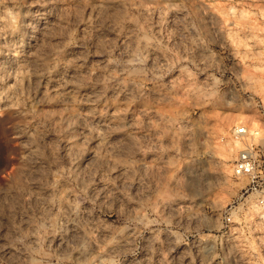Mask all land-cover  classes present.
Returning a JSON list of instances; mask_svg holds the SVG:
<instances>
[{
	"label": "rangeland",
	"instance_id": "obj_1",
	"mask_svg": "<svg viewBox=\"0 0 264 264\" xmlns=\"http://www.w3.org/2000/svg\"><path fill=\"white\" fill-rule=\"evenodd\" d=\"M260 106L264 0H0V264H264Z\"/></svg>",
	"mask_w": 264,
	"mask_h": 264
},
{
	"label": "built area",
	"instance_id": "obj_2",
	"mask_svg": "<svg viewBox=\"0 0 264 264\" xmlns=\"http://www.w3.org/2000/svg\"><path fill=\"white\" fill-rule=\"evenodd\" d=\"M258 113L264 118L263 106L258 108ZM257 133L258 128L247 127L244 123L230 127V136L243 144L231 161L230 171L233 176L245 178L242 193L253 198L258 218L264 222V143L249 141Z\"/></svg>",
	"mask_w": 264,
	"mask_h": 264
},
{
	"label": "bare ground",
	"instance_id": "obj_3",
	"mask_svg": "<svg viewBox=\"0 0 264 264\" xmlns=\"http://www.w3.org/2000/svg\"><path fill=\"white\" fill-rule=\"evenodd\" d=\"M259 132V131H258Z\"/></svg>",
	"mask_w": 264,
	"mask_h": 264
}]
</instances>
